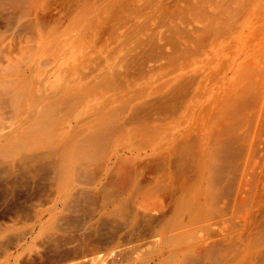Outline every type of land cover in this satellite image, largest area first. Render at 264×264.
<instances>
[{
	"label": "rangeland",
	"instance_id": "1",
	"mask_svg": "<svg viewBox=\"0 0 264 264\" xmlns=\"http://www.w3.org/2000/svg\"><path fill=\"white\" fill-rule=\"evenodd\" d=\"M110 1L112 0H0V93L6 92V90L9 89V91H13L15 95L21 96L19 97V100L20 98L22 100H18L17 102L18 97L15 96L14 93L12 94V92H10L11 94L9 93V95H7L9 92L7 91L4 97H10V99H8L11 102L9 101L10 104L8 102L5 104V101H2L4 100L3 97L0 96V129H2V131L0 130V157H2L4 153H8L7 151L11 148L24 143L23 141L25 138L22 137L23 132L20 135L22 127L24 125L23 123H28L25 126L35 125V123H39L41 121L40 115H42L43 111L45 110H55V118H53V120H55V136L50 131L46 130V132L44 130L43 132H41L42 135H39V132V134L28 138V140L26 141L28 143L41 142L42 144H47L50 142L49 140L51 139V137H54L53 139H55V153L73 154L75 152H78L79 147L82 145V142L85 141L86 138L90 135H93L97 138L99 137L100 139H108L106 141L103 140L104 148H98L101 152L126 153L130 150L150 151L152 148H149L148 143L154 138H157V140H162L157 145V148L159 149V145L163 144L165 146L160 147V151H163L167 146L169 147L171 141L175 139L176 141H185L186 139H192L193 141H197V143L202 142L206 145L210 143L211 145V142H209L210 139H213V141H218L219 139L223 138L221 136L225 134L224 131H226L227 133V131L229 132L231 130L230 132L233 133L234 130V133H230L229 137L235 136V138L236 134H238L237 137L243 138L244 136H246L245 133H247V139L241 140L242 142L244 141L243 143L240 140L239 141L241 143L239 141L237 142V145L241 144V146H239L241 148H238V146L235 147L236 144L233 147H235L237 151L234 148L229 147V150L224 153L227 157L223 156V159L218 161L222 163H220V167L217 166V168H219L217 176H220L221 179L226 182H223V186H220V188L217 190V198L222 197L218 198L219 200L216 199V201L219 202V204L218 202H215L216 206L218 205L217 208H215V206H210L208 207L207 211H213L214 213H212V216H216L212 221V223L215 224L211 228L210 233L216 234H213L212 236L213 238L215 237V239L217 237V242H219L220 244L219 246H217V264H228V260H230L231 264H264V143H262L264 142V0H244V2L249 1V3L247 2V5L249 4V6L247 7L248 9L245 13L246 18L244 22L240 21L244 18H242L241 16L245 15H242L241 13V16L239 18L236 17L234 21L232 20L230 22L231 24L232 22L237 21L238 23L240 21L237 26H235L236 23L235 25L234 23L232 24V27H236L234 29L232 27H229L230 29L228 28L230 23H228L229 25L227 24L228 26L226 25V23H223L226 27H220L222 26L220 25L222 23L219 24L218 22H222L221 17L226 20V18L229 17L228 14H226L228 13L227 11H230L229 9L236 6L237 3L243 2V0H224L225 4L222 0L210 1L214 6L212 4L210 5L208 2H205V5L204 3L200 6L198 5L199 8L197 6L196 8L191 9H198L196 15H194V11L191 10H189L191 12L188 11L189 13L186 12L188 8L183 6H186V2L184 3L183 0H162L163 6L161 5V0L159 2L155 0L156 3L154 0H152V2L151 0H144L145 4L144 2L142 4L141 0H134L135 2L133 0H128L130 3L127 0H113L114 3L112 4H114L116 7H112L113 5L111 6ZM126 1L131 5V7L134 5L132 2H141L140 5L142 4V7L138 5L139 3H136L138 6L135 4V7H132L135 8L132 10L133 12L134 10H136L135 13L137 11H139V13L137 12L135 15L131 11V7L126 3ZM146 1H148V3ZM195 1L191 0V2ZM173 2L182 3H177V5L173 4ZM226 2L228 3L226 4ZM125 3L128 5V8H123L126 5ZM168 3H170V5L167 6H170L169 8L172 7L171 9L174 8L173 10L186 8V10L183 9L185 11H183V14L185 16L182 17L183 14H180L182 10L181 12H178V10L171 12L173 11L171 10L170 12H167V14H163V10L161 9H166V11L170 10L168 7H165V4ZM106 6L109 8H107ZM137 7H140L141 9H137ZM203 7L206 9H202ZM219 7L222 8L220 9ZM225 7H227L228 9H226ZM153 8L154 10L152 11ZM147 9L150 12L147 11ZM219 9L222 12L220 11V13H217ZM156 10L162 11L159 12L161 16ZM199 10H203L205 12L201 13L199 12ZM130 11L132 14L130 13ZM26 12L27 15L25 14V16L24 13ZM175 12H178V15L175 17L182 15V18L179 17L173 19V13L175 14ZM170 13L171 17L169 18L172 20L168 19L166 16H169ZM197 13H199L200 15ZM221 13L222 15L226 14V18L222 16ZM101 14L105 16V18ZM152 14L155 16L153 17ZM162 14L165 17L162 16ZM210 14L218 15L217 18L219 19L217 20H220L217 21V25L219 26L218 29L223 30L224 28V33H227V31L230 30L228 36H230L231 34L233 37L231 36L232 38H228L226 33V36H224L225 34L221 30L222 36H220L221 33L220 31H218V37H213L214 42L211 41L214 45L211 43L209 44L210 39H208L206 43H203L202 46L199 44V46L203 48V50L200 49L202 51L199 50L200 47H197L198 45H195L196 47H192L193 45L190 44L192 45L190 48L191 51H193L192 49L197 48V51L195 49L194 53H197L199 51L200 52L198 54H200L201 52L203 53V55L201 54L202 56H196L197 54L195 56L197 58L202 57L201 59L204 58L206 59V61L205 63H202L203 60L199 59L200 61L196 62V59H194L193 61H190L193 63L189 64L188 61L189 59H193V56L192 58H190L191 56L188 57L186 56L187 54L183 55L181 52L179 53V51H182L184 49L183 43L186 41V32L189 36L190 34H193L192 37H197L198 33H196L195 30L204 28V26L207 24L206 16H209ZM21 16L24 18H22ZM193 16L197 18L195 19L197 21L193 19ZM198 17L203 21L199 20ZM122 18L125 19L123 20ZM178 19L180 21H178ZM173 20L178 21L177 26H174L176 22L174 21L173 23ZM184 21L185 24L182 23ZM28 22H31V24H29ZM23 24L24 26L21 28ZM147 24L150 27L147 26ZM196 26L198 28H196ZM101 28L103 29L101 30ZM225 28H228V30L225 31ZM154 30H156L157 32ZM113 31H116L117 33H113ZM189 31L190 34H188ZM133 33L135 34L134 37ZM200 35L201 34L199 33V36ZM223 37H226L227 40ZM150 38H152L153 41H151ZM163 38L165 40H163ZM222 38L225 40H223ZM146 39L147 41L148 39H150L148 41L149 43L154 42V44L151 43L155 46L153 47L152 53L154 52V55L156 56L151 53L150 56L153 57H147V55L149 54L144 51V48H146L149 43H145ZM225 41L226 43H224ZM139 42L140 44H138ZM141 43L142 45L145 43L147 44V46L144 45V48L140 47L142 46ZM217 43L218 45H216ZM206 44H209V47L216 45L217 51L215 49L216 46L214 47L215 50L211 48L210 50ZM176 46H178L179 48H177ZM218 47L220 48L219 50ZM140 48H142V50L144 49L143 52L142 50H139ZM212 50L216 52L214 53V56H216V58L212 57L213 52H210ZM194 53L190 52L188 55H192ZM210 53H212V56L209 55L207 59L208 55H205ZM181 54L182 56H180ZM132 56H134V58ZM148 58L149 62H147ZM150 58H152L153 60H150ZM141 60H143V62ZM222 61L224 64L221 63ZM174 62L178 65H176ZM210 63L212 64V66L210 65ZM222 64L223 67H220L222 66ZM131 65L133 67H130ZM211 68H213V72H211ZM216 70L219 71V74L217 73V75H214V72H216ZM205 74L213 75H210L211 78H215L217 79V81L215 79L211 80L210 78L209 81L211 83L208 81L207 82L211 85L207 84V82L204 84L202 83L203 86L207 84L205 85L206 87H204L205 89L201 87V91L205 90L206 92L203 91L202 93L199 90L200 93L196 92L194 94L195 96L192 95L195 97H192V99L198 101H196L195 103V100H193L194 102L188 105L189 107L194 103L192 107L183 109L184 111L186 110V112H183V110L178 111L179 113L178 115L176 114V118H174V115L170 117L171 119H169L166 117V115H159L154 110H150L148 115L144 118L140 117V119H134L131 116V107H133L134 104H141L143 101L146 102L153 98H157L170 89L180 88L183 82L189 80L194 79V81H196V79L201 80L203 78L201 81L205 82L206 79L208 80V76H203ZM132 75H134V77ZM126 77L129 78L127 79ZM136 77L137 80H134V78ZM211 89L215 91L212 92ZM246 94L247 96L249 95L251 97H247ZM10 95H14L12 99H15V102L11 99ZM67 97H70L71 99ZM253 98L255 104L257 103V107L253 102ZM69 101L72 103H70ZM12 102H14L15 104H12ZM251 103H253L254 105ZM17 104L19 105V108H17L18 110H15L13 107H18ZM11 110L12 112H10ZM251 115H255V120ZM135 120L137 121L135 122ZM260 120L263 123H261ZM240 124L242 126H240ZM249 124L251 125V127ZM258 124L259 126H257ZM20 125L21 128H18L20 127ZM11 129H13V131ZM7 133H9L7 136L8 138H6ZM1 136L3 139H5L4 141L3 139H1ZM37 136L40 137V139L38 138L39 140L36 139ZM201 138L203 139L201 140ZM224 138H226V136ZM260 139L261 142L259 141ZM104 141L106 144L104 143ZM176 141H173V143ZM165 142L167 145L165 144ZM258 142L259 144H262L259 145ZM252 143L254 146L256 145L254 148L252 147ZM203 144H196V147L199 148L198 151H201L202 154H207L206 150L209 149L210 145H205L207 147V149H205L206 147H202ZM250 146L252 147L251 149ZM245 147L248 148L246 149ZM157 148L156 151H158ZM230 150H232V153L229 152ZM233 151L238 152L239 154L236 153L235 155V152ZM249 152H251L250 154H252V156L248 154ZM237 155H240L237 157L239 160H237L236 158ZM232 156L233 159L231 158ZM248 161L251 164L248 163ZM248 165L254 170V173H252L253 176L250 175L249 177L252 176L251 178L247 177V175L251 174L250 171H253L251 169L248 172L246 171V175H244L246 178H243V174H245V171L243 172L244 167L245 170L250 169L247 168ZM238 166H241L239 167V170ZM234 168L236 169V172ZM240 178L242 179L241 182L239 180ZM226 179L229 180L227 181ZM248 181L249 184L247 183ZM245 183H247V186L245 185ZM242 184L243 186H241ZM240 186L241 189L245 191V195H247L246 193L248 192V197H245L244 194H239L240 190L238 191V189L240 188ZM242 190L241 192H243ZM44 194L42 193L41 196L43 199H46L48 194L47 196L46 192H44ZM239 195L240 199H242V202L244 197L245 201L248 199L246 203L245 201L243 202V205L242 203L237 204L240 202L239 197H237V199H239L238 202L235 203V201H237L235 196ZM33 196L28 198L26 196L27 199L24 198L25 196L20 197V199L24 198L25 200H28H24L25 202L23 200H19L20 204L23 203L21 206H23L30 200L33 201ZM35 199L33 202L31 201L29 203H34ZM228 202H230L231 204H229ZM62 205H60L59 208L51 216L55 217L56 214V218H59L61 214L60 212L63 208ZM71 217L73 219L77 216L74 214ZM80 217L82 218L83 215H78V218ZM51 219L52 218L50 216L44 218L43 223L45 224V226H47V228L43 230L41 234H38L37 237L25 238V240L22 242V245H25L23 250H9V248H11L12 246L10 245L8 247L7 244L10 259L12 257V259L9 261V264H49V261H55V255H53L55 251H53L54 249H52L53 247H51L54 246L53 244H55V242H52L53 244H51L50 242H46L45 244L43 241V236L46 233L45 231L50 230L54 232L55 230L53 229L58 228L57 226L54 228H50V226L52 227L53 224L56 225V222L52 223V220L54 219ZM30 229V223H26L24 225L15 224L9 230L7 235H16L18 233L23 234L21 232H26ZM56 231L57 234L55 233ZM56 231L53 234V240H57L55 249L57 247L60 250L63 249L62 247L66 245V241L68 245H66L64 249L73 246L72 244H69L71 242V239L73 238V230L69 229V231H71L69 232V234L68 232H63L65 235L58 229H56ZM68 235H70V237H68ZM124 239L125 238H122V236L119 235V243L120 240H122L123 242H121L120 244L123 243L122 246L124 247H127L126 243H128L129 246V242L133 243L134 241L133 239ZM225 244H228V247ZM49 245H51V248L49 247ZM223 246L225 248H223ZM50 249H52V252L50 251ZM225 250L228 252H226ZM36 258H38L39 261Z\"/></svg>",
	"mask_w": 264,
	"mask_h": 264
},
{
	"label": "bare ground",
	"instance_id": "2",
	"mask_svg": "<svg viewBox=\"0 0 264 264\" xmlns=\"http://www.w3.org/2000/svg\"><path fill=\"white\" fill-rule=\"evenodd\" d=\"M127 1H126V3H127ZM148 1H146V2L148 3ZM157 1L159 2L160 0H157ZM163 1H166V0H163ZM180 1H182V0H180ZM183 1H184V3L186 2V6L185 5H183V6L188 8L186 11V12H188L189 10L196 8L198 5L200 6L203 3L205 5V2L206 3L208 2L211 5L212 3L210 1H213V0H196V1L193 0L195 2H191V0H183ZM222 1L225 4V1L224 0H222ZM110 2H111V6L113 5L112 7H114L115 5L112 4V3H114V1L112 0ZM134 2H132L134 5L132 3L131 4L135 7V4L137 2L136 3H134ZM141 2L143 4L144 0H141ZM141 2H138L139 4L138 3L137 4L140 5ZM151 2H152V0H151ZM160 2H161V5L163 6L162 0ZM247 2L249 3V1H247ZM247 2H244V0H243V2H239L236 4V6L229 9L230 11H227L228 13H226L229 16L227 18L225 17V16H227L226 14L223 13L224 15H222V13H221V15L226 18V20H224V18L221 17L222 22H218L219 24L222 23V24H220V25H222L220 27H226L225 24H223V23H226V25H227L232 20L234 21V19L236 17L239 18L241 16V13H242V15L245 14L247 12V9H248L247 7L249 6V4L247 5ZM118 3H116V4H118ZM129 3H127V4L131 7V5ZM155 3H156V1H155ZM165 3H167V2H165ZM177 3H182V2H177ZM177 3L173 2V4H177ZM227 3L228 2H226V4ZM122 4H124V3H122ZM142 4L140 5V7H142ZM144 4H145V2H144ZM126 5L123 8H125V7L128 8V5L127 6ZM165 5H166L165 6L166 8L170 7V6H167V5H170V3L165 4ZM24 6H25V4H24ZM120 6H122V5H120ZM120 6H118V7H120ZM180 6H182V5H180ZM199 6H198V8H199ZM21 7H22V5H21ZM132 7H131V11L133 9H135ZM140 7H137V9L138 8L141 9ZM107 8H109V7H107ZM171 8H169L170 9L169 11H166V9H161V10H163V12L158 11V10H156V11H158L159 15H160L159 12H162L163 14L164 13L167 14V12H170L171 10L174 9V8L173 9H171ZM186 8H183V9L186 10ZM219 8L221 9L222 7H219ZM225 8L228 9L227 7H225ZM25 9H26V7H25ZM183 9H180V10L175 9L171 12H174L177 10H178V12H181V10H182V12L180 14H183L185 12ZM202 9L205 10L206 8L203 7ZM220 9L217 13H220V11H221ZM153 10H154V8L152 9V11ZM208 10H209V8H208ZM113 11H114V9H113ZM128 11H129V9H128ZM131 11H130V13H131ZM135 11L136 10H134V12L132 11L135 15L137 12L139 13V11H137L136 13H135ZM147 11H149V10L147 9ZM156 11H154V12H156ZM191 11H194V13H195L194 15H196V12H198V9L197 10H191ZM191 11H189V12H191ZM22 12H23V10H22ZM199 12L202 13L205 11L199 10ZM177 13L176 12H175V14L173 13V15H174L173 19L174 18L176 19V18H179L182 16L181 15V16L175 17L178 15ZM25 14L27 15V12L24 13V15ZM163 14H162V16H164ZM197 14H199V13H197ZM146 16H148V15H146ZM154 16L155 15H153V17ZM166 16L168 19H170L169 17H171V13L169 14V16L168 15H166ZM184 16L185 15L183 14L182 17H184ZM201 16H203V15H201ZM245 16H246V14L244 16H241L242 18L243 17L244 18L240 21L244 22V20L246 18ZM24 17H22V18H24ZM103 17L105 18V16H103ZM217 17H218V15H216V14H210L209 16H206L207 24L204 26V28H202V29L200 28V30L199 29L195 30L196 33H198L197 37H192L193 34L191 35L190 31L188 33V34H190V36L187 35V32H186V36H185L186 41L182 40V41H185L183 43L184 49L182 51H179V53L181 52L183 55L187 54L186 56H188V57L191 56L190 58H192V56H193V59L187 58V59H189V61H188L189 64H192L193 62H190V61L191 60L193 61L194 59H196L195 60L196 62L200 61L199 59L202 58L201 56L203 55V53L202 52L200 54H198V53L203 50V48H201L202 44L206 43V41L208 39H210L209 44L210 43L213 44L212 42H214L213 41L214 38L218 37L217 32L220 31V33H221L222 29L221 30L218 29L219 26L217 25V21H220V20H217V19H219ZM181 18H180V20H181ZM19 19H20V17H19ZM101 19H102V17H101ZM193 19L195 20L197 18H195L193 16ZM198 19H199V17H198ZM123 20H121V21H123ZM170 20H172V19H170ZM180 20L178 19V21H180ZM199 20H202V19H199ZM236 20H238V19H236ZM174 21L176 23H175V25L174 24L173 25L177 26L178 21L173 20L172 22L174 23ZM195 21H197V20H195ZM198 22H200V21H198ZM182 23L185 24V21ZM233 23H234V25L236 23L235 26H237V24H238L237 21L232 22V24ZM29 24H31V22ZM232 24L230 23L231 26L228 24L229 25V26L227 25L228 28L229 27L231 28ZM23 26H24V24L21 26V28ZM147 26H149V25L147 24ZM27 27H28V25H27ZM29 27H30V25H29ZM202 27H203V25H202ZM196 28H198V27L196 26ZM228 28L227 29L225 28L226 29L225 31H227ZM232 28L234 29L236 27H232ZM102 29L103 28H101V30ZM175 29H176V27H175ZM223 30H224V28H223ZM154 31H156V30H154ZM115 32L113 31V33H115ZM199 33L201 34L200 36H199ZM223 33H224V31H223ZM229 33H230V30H228L226 33L227 37L232 38L233 36L231 34H230V36H228ZM226 34L224 36H226ZM232 34H233V32H232ZM180 35H178V36H180ZM134 36H135V34L133 33V37ZM220 36H222V33ZM156 37H157V35H156ZM188 37H190V38H188ZM180 38H182V37H180ZM223 38H226V37H223ZM150 39H151V41H153L152 38H150ZM150 39H148V41ZM163 40H165V39L163 38ZM223 40H225V39H223ZM226 40H227V38H226ZM148 41L146 39L145 43L148 44L149 43ZM128 42H130V41H128ZM145 43L143 45L141 43L142 46H140V47L144 48V45L147 46V44H145ZM151 43L154 44V42H150L148 44V46L146 48H144L145 50L143 49L144 51L147 52V54H149V55H147V57L150 56V54L153 51V47H155ZM224 43H226V41ZM138 44H140V42ZM190 44H192L193 46ZM199 44L201 46H199ZM209 44H206L209 49L210 48L214 49V47L216 45H218V43H217L215 46L209 47L210 46ZM195 45H198L197 47H200L199 50L200 49H202V50H200V51L198 50L199 52L194 53L195 49L197 51V48H195V49H192L193 51H191V49H190L191 46L194 47ZM163 46H165V45H163ZM237 46H239V45H237ZM176 47L179 48L178 46H176ZM219 47H218V50L220 49ZM209 49H207V50H209ZM215 49L217 51V46ZM139 50H142V48H140ZM143 50H142V52H143ZM214 50L210 51V52H213V56L211 55L212 53L205 55V56L208 55L207 59H208L209 55L216 58V56H214V53H216V52H214ZM190 52H193L194 54L188 55ZM175 53H174V55H175ZM152 54L154 55V52ZM182 54L180 56H182ZM195 55L196 56L201 55L200 56L201 58H197ZM134 56H132V57L134 58ZM154 56H156V55H154ZM150 57H153V56H150ZM194 57H196V58H194ZM151 59L152 58H150V60ZM184 59H186V58H184ZM137 60H139V59H137ZM176 60H178V59H176ZM201 60H203L202 63H205V61H206V59H204V58ZM211 60H213V59H211ZM94 61H95V59H94ZM141 61L143 62V60H141ZM89 62H90V60H89ZM147 62H149V58H148ZM221 63H223V61ZM140 64H142V63H140ZM219 64H220V62H219ZM223 64L220 67H223ZM176 65H178V64H176ZM210 65L212 66L211 63H210ZM130 67H133V66L131 65ZM212 69L213 68H211V72H213ZM81 70H83V69H81ZM263 70H261V71H263ZM138 72H140V71H138ZM218 72L219 71L216 70V72H214L215 73L214 75H217ZM80 73H81V71H80ZM80 75H82V74H80ZM90 75H92V74H90ZM210 75H208V74L203 75V76H208L207 77L208 80L206 79L205 82L201 81L203 78L201 80L196 79V81H198V82L194 81V79L192 78L193 80L183 82V84L180 88L170 89L161 96H158L159 95L158 94L157 98H153V99L150 98L151 100H148L146 102L143 101L141 104H134V106L131 107V112H130L131 116L134 119H140V117L144 118L148 115L150 110L151 111L154 110L157 114L163 115V116L166 115V117L169 119H171L170 117H172L174 115H175L174 118H176V114L178 115V113H179L178 111L183 110V109H188L189 107H192L194 105V103H193L192 106L188 107V105H190V103L194 102L193 100H195V99H192V97L195 96L194 94L196 92H199V90L201 91L202 90L201 87L204 88V87H206L205 85L211 83L209 80H210L211 76H213V75H211V76ZM132 76L134 77V75H132ZM200 77H202V76H200ZM251 78H253V77H251ZM212 79H215V78H211V80ZM82 80H84V79H82ZM134 80H137V77L134 78ZM215 80L217 81V79H215ZM207 81L210 83H208ZM206 82H207V84H205L203 86V84ZM209 88H214V87H209ZM240 90H242V89H240ZM7 91H9V89L6 90V92ZM203 91H205V90H203ZM203 91H201V92L203 93ZM211 91L213 92L215 90L211 89ZM6 92L0 93V96L3 97L4 100H2V101L3 102L5 101V104L7 102L10 104V102H11L9 100L10 97H6V96H5L6 98L4 97ZM10 92H12V94L14 93L13 91L10 90L7 95H9ZM237 92H238V90H237ZM215 93H217V92H215ZM73 94H75V93H73ZM251 94H252V91H251ZM14 95H15V93H14ZM14 95H10L11 99H12V97H14ZM192 95H194V96H192ZM213 95H215V94H213ZM15 96L18 97V99L16 98L17 102H18L19 97H21V96H19V95H15ZM246 96H247V94H246ZM249 97H251V96H249ZM67 98H70V97H67ZM74 98H75V96H74ZM196 98H198V97H196ZM254 98H253V102H254ZM263 99H264V97H263ZM0 100H1V98H0ZM12 100L15 102V99H12ZM19 101H22L21 98ZM196 101H198V100H195V103H196ZM257 101H259V100H257ZM14 102H12V104ZM70 103H72V102H70ZM198 103H200V102H198ZM212 103H210V104H212ZM246 104H247V102H246ZM251 104H253V103H251ZM254 104H255V102H254ZM48 105H50V104H48ZM255 105L257 107V103ZM199 107H201V106H199ZM261 107H263V106H261ZM13 108L15 110H18L17 108H19V105H18V107H13ZM45 109H46V107H45ZM36 110H37V108H36ZM10 112H12V110ZM183 112H186V110L185 111L183 110ZM259 112H260V110H259ZM159 115H157V116H159ZM254 116H252V117H254ZM53 118H55V110H45V111H43V114L40 115L41 121L39 123H37V124L35 123V125H28V126H25L26 124H28L27 122L23 123L24 125L22 127V131H21L20 135L23 132L24 136L22 135V137L25 138L23 141L24 143L21 145H18L16 147L11 148L10 150L7 151L8 153H6V154L4 153L2 155V157H0V264H9V261L12 259V257L10 259V255H9L10 249H14L16 251L19 249L23 250L25 245L23 246L22 242L25 240V238L37 237L38 234H41V232L47 228V226H45V224L43 223L44 218L47 216H50L52 219H54V220L51 219L52 223L56 222V225L53 224L54 226L53 225H52V227L50 226V228H54L56 226L58 227V228H54L53 230L56 231V229H58L62 233L68 232V234H69V232H71V231H69V229H70V230H73L72 232L74 233L72 236L73 238L71 239V242L69 243L70 245L72 244L73 246L64 249V247H66V245H68L67 241H66V243H65L66 245H64L62 247L63 249L60 250L58 247L55 249V244L57 241L56 239L53 240V234L55 231L54 232H52L50 230L45 231L46 233L43 236L44 243L46 244V242H50L51 244H53L55 242V244H53L54 246L49 245V247L50 246L53 247L52 249H54L53 251H55V253L53 254V255H55V261H49V264H86V263H88V264L89 263L90 264H217V260H216L217 259V251H218L217 246H219L220 244H219V242H217V237L215 239V237L213 238V236H212L215 233H213V234L210 233L211 228L215 224V223H212V221L216 216L213 217L212 213H214V212L213 211L209 212V210L207 211V209L210 206H215V208H217L218 205L216 206L215 202H218V201H216V199L219 200L218 198H222V197L217 198V195H218L217 190L220 188V186L221 187L223 186V182L224 183L226 182V181H223V179H221L220 176H217L218 171H219V168H217V166L220 167V163H222V162H218V161L223 159V156H225L224 153H226V151L229 150V147H232L235 149V147L238 146V148H241V147H239V146H241V144L237 145V142L239 140L241 141L242 139L246 140L247 139V133H245L246 136H244V137L242 134L243 138L237 137L238 134H236V138H235V136L229 137L230 133H232V132H230L231 130L229 132L227 131V133H226V131H224L225 134L222 133L223 136H221L223 138L219 139V137H220L219 136L218 141L217 140L213 141V139H210L209 142H211V145H210V143L207 144V145H210L209 149H207V147H206L207 145L203 144L201 141H200L201 143H197V141H193L192 139H189V140L186 139L185 141H181V140L176 141V139H175L173 141H176V142L173 143V141H171V144L169 147L167 146L163 151H160V147L165 146V145H163V144L159 145L160 147L158 149L157 145L162 140H160V139L157 140V138H154L148 143L149 148H152L150 151L130 150V151H127L126 153L125 152L124 153L101 152L98 148H102L104 146L103 140H105V138H101L102 139L101 140L99 137L97 138L93 135L88 136L86 138V140L82 142V145L79 147V151L75 152L73 154L55 153V141H54L55 139H53L54 137H51V139L49 140L50 142L47 144H42L41 142L40 143H34V142L28 143L26 141V140H28V138H31L32 136L39 134V132H40L39 135H42L41 132H43L44 130L50 131L55 136V120H53ZM253 119L255 120V117ZM136 121L137 120H135V122ZM260 122L263 123L261 120H260ZM32 124H34V123H32ZM242 124H243V122H242ZM21 125L18 128H21ZM16 126H19V125H16ZM225 126H224V128H225ZM240 126H242V125L240 124ZM257 126H259V124ZM3 127H5V126H3ZM15 127H13V128H15ZM250 127H251V125H250ZM0 128H1V126H0ZM247 128H249V127H247ZM260 128H261V125H260ZM0 130L2 131V129H0ZM11 130L13 131V129H11ZM111 130H113V129H111ZM254 130H256V129H254ZM15 131H16V129H15ZM262 131H263V129H262ZM240 132H241V130H240ZM13 133H15V132H13ZM17 133H19V132H17ZM211 133H214V132H211ZM233 133H234V130H233ZM257 133H258V131H257ZM4 134H6V133H4ZM8 134L9 133H7L6 138H8L7 137ZM110 135H108V136H110ZM224 135L226 136V138H224L225 137ZM227 135H228V137H227ZM38 136L36 139H38V138L40 139V137H38ZM105 137H107V136H105ZM255 137H256V135H255ZM213 138H215V137H213ZM1 139H3L2 136H1ZM202 139L203 138H201V140ZM4 140L5 139H3V141ZM106 140H108V139H106ZM251 140H252V138H251ZM105 141H104V143H105ZM259 141L261 142V139ZM168 143H170V142H168ZM262 143H264V142H262ZM262 143L259 144V142H258L259 145H261ZM165 144H166V142H165ZM196 144H203L202 147H204V148L206 147L205 149H207L206 150L207 154L206 153L202 154L201 151H198L199 148L196 147ZM234 145H235V147H233ZM252 145H253V143H252ZM198 146H201V145H198ZM255 146L253 145L252 147L254 148ZM252 147L250 146V149ZM257 147H258V145H257ZM156 148L159 152L156 151ZM245 148L247 149L248 147H245ZM231 151L232 150H230L229 152H231ZM258 151H259V149H258ZM233 152H235V151H233ZM252 152H253V150H252ZM236 153H238V152H235V155H236ZM250 153L251 152H249L248 154H250ZM250 155L252 156V154H250ZM238 156H240V155H237L236 158ZM225 157H227V156H225ZM231 158L233 159V156ZM231 158H230V160H231ZM236 158H235V160H236ZM242 159H244V158H242ZM250 159H248V160H250ZM237 160H239V159L237 158ZM237 160H236V162H237ZM253 160H254V158H253ZM246 162H247V160H246ZM248 163H250V162L248 161ZM246 165H244V166H246ZM249 165L247 168H250ZM239 167H241V166H238V170L240 169ZM222 168H223V165H222ZM251 169L252 168H250L249 170H247V169L245 170V167H244L243 172L245 171V174H243V178L245 177L244 175H246V171L248 172ZM234 170L236 172L235 168H234ZM250 173L251 174L247 175L248 178H251L253 176L252 173H254V170L252 172L250 171ZM240 175H242V174H240ZM250 175H252V176L249 177ZM228 177H226V178H228ZM217 178H220V179H217ZM259 179H261V178H259ZM239 180L241 182L242 179L240 178ZM247 183L249 184V181ZM247 183H245L246 186H247ZM241 186H243V184ZM241 186L238 189V191L240 190V193L237 192L240 195L245 193V191H243L241 189ZM241 190L243 192H241ZM44 192H46V196L48 194L46 199H43L41 196V194L42 193L44 194ZM246 194L249 195L248 192ZM22 195L25 196L24 198H26V196L28 198V197H32L34 195L33 198L34 199L36 198L35 202L29 203L32 201V200H30L29 202H27L29 204L25 203L23 206H21L23 203L20 204V201L25 200L24 198L20 199V197H23ZM240 195L235 196L236 199H237V197H239V199H240ZM247 195H245V197H248ZM35 196H37V197H35ZM44 197H45V194H44ZM245 197H244V199H245ZM257 197H258V195H257ZM259 198H258V200H259ZM34 199H33V201H34ZM228 199H229V197H228ZM239 199H237V201H235V203L238 202ZM244 199H243V202L245 201ZM241 200L242 199H240V202L237 204L242 203V205H243L244 203ZM25 201H28V200H25ZM246 201H245V203H246ZM18 202H19V204H18ZM228 203L231 204L230 202H228ZM218 204H219V202H218ZM60 205H62L63 208L60 212L61 214H60L59 218H56V216H57L56 214H55V217L51 216L59 208ZM223 207H224V205H223ZM223 212H225V211H223ZM74 214L77 217L72 219L71 216ZM78 215H80V216L83 215L84 218L80 217L81 218L80 219V218H78ZM26 223L31 224V229L29 231L21 232L23 234L18 233L19 235L18 234L7 235L9 230L12 228L13 225H15V224H17V225L23 224L24 225ZM250 230H252V229H250ZM60 231H59V233H60ZM212 232H213V230H212ZM55 233L57 234V231ZM117 234L121 235L122 238H125V239H133L135 241V244H134V241H133V243L127 241L132 246L130 244L128 246V243H126L127 247L122 246L123 243L122 244H120V243L123 241L120 240V243H119V235H117ZM58 236H61V235H58ZM68 237H70V235H68ZM65 238H66V236H65ZM225 238H226V236H225ZM212 239H214V240H212ZM208 240H210V241H208ZM7 244H8V247L10 245L12 246L11 248H9V250L7 249ZM25 244H26V242H25ZM124 244H125V242H124ZM250 244H252V243H250ZM221 246H222V244H221ZM223 248H225V247L223 246ZM52 249H50V251ZM220 250H222V249H220ZM226 252H228V251H226ZM223 255H224V253H223ZM69 256H71V257H69ZM42 257H45V256H42ZM69 258H70V260H69ZM36 259H38V258H36ZM38 261H39V259H38ZM223 261H224V259H223ZM223 261H222V263H223ZM213 262H215V263H213ZM227 263L231 264L230 260H228Z\"/></svg>",
	"mask_w": 264,
	"mask_h": 264
}]
</instances>
